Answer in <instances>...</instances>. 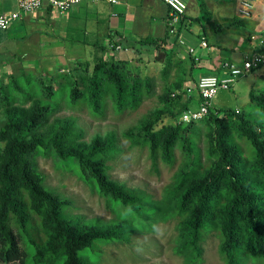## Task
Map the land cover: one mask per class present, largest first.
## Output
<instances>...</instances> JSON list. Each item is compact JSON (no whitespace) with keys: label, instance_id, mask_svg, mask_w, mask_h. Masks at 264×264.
<instances>
[{"label":"trees","instance_id":"trees-1","mask_svg":"<svg viewBox=\"0 0 264 264\" xmlns=\"http://www.w3.org/2000/svg\"><path fill=\"white\" fill-rule=\"evenodd\" d=\"M198 4L199 19L213 24L204 0ZM136 43L163 51L161 74L168 84L172 51L164 39L131 40L109 32L106 41L139 53ZM124 62L97 57L89 71L88 62L79 61L78 73L66 75L56 68L49 79L29 69L27 76L0 84V108L6 111L0 126V260L99 264L105 245L127 242L131 231H151L156 221L173 218L178 231L175 251L184 261L197 260L202 240L215 231L226 264H243L247 258L264 264V122L255 124L237 109L212 107L199 121L177 122L174 118L188 109V101L180 93L174 100L167 92L134 131L123 134L131 144L148 149L155 169L159 159L174 162L176 147L182 151V168L159 199L111 179L107 160L116 152L113 134L96 135L86 144L79 141L80 131L70 129L71 121L64 125L56 120L40 130L61 102L84 105L93 116L104 115L109 105L117 113L135 110L153 93V84L146 76L127 74ZM249 98L264 116V91L251 89ZM15 102L30 105L25 109ZM197 122L204 127V161L196 143ZM40 154L53 156L103 196L115 218L99 225L70 213L71 202L45 185L35 161Z\"/></svg>","mask_w":264,"mask_h":264},{"label":"rangeland","instance_id":"rangeland-1","mask_svg":"<svg viewBox=\"0 0 264 264\" xmlns=\"http://www.w3.org/2000/svg\"><path fill=\"white\" fill-rule=\"evenodd\" d=\"M16 9L15 0H0V13ZM42 10L46 9L43 8ZM22 16L19 19H11L7 29L0 30V84H6L10 80L14 82L22 75L27 76L26 71L29 69L35 70L34 72L39 71V73L44 74L42 78L49 79L48 77L53 75L55 71H42V63L44 60L56 57L57 54L61 56L64 62L59 67V71L66 75L80 71V65L77 64L79 61L88 62V70L92 71L95 58L98 57L103 60L125 61L124 67L127 74L138 73L150 79L153 84V93L144 98L135 110L127 108L122 113H117L109 105L104 115L93 116L84 105L71 107L61 102L40 130H44L56 120H62L64 125L71 121L70 129L80 131L82 135L79 141L86 144L90 143L96 135L103 138L108 133L113 134L116 152L107 160V164L110 166L108 174L111 179L126 188L140 189L151 194L154 199H159L167 185L173 181L176 172L182 168L184 162L182 151L176 147L174 149V162L168 164L159 159L155 169L148 155V149L140 144H131V141L123 134L128 130L134 131L151 110L162 104L161 97L167 92L174 100L178 98L177 94L180 93L181 99L184 101L187 99L188 108H195L199 103L196 83L194 88H191L193 91L190 97L186 94V89H182V82L174 80L172 76L169 77L168 84H166L161 74V67L164 62L161 56L162 52L158 49L146 50L136 44V48L139 50L137 53L122 46L113 48L106 43L105 47H101V49L94 46L83 47L79 44H75L74 48L68 46V48L62 49V47H54L53 41H49V38L66 40L67 37H70L66 30L62 32L63 30L58 27L56 22L51 21L50 23L49 21L51 25L48 24L50 18H45L44 22L39 18H31L26 13H23ZM64 17L65 15H63ZM60 43L62 42L56 44ZM64 53L66 57L63 59ZM75 66L79 67L75 68ZM182 66L183 64L181 68ZM176 69L179 70L180 66ZM176 69L174 68L173 72H176ZM205 72L208 71L205 70ZM252 72L245 74L247 76H240L238 80L245 79L251 82L253 87H250L249 83L246 82L244 88H237L238 80H236V83L229 89L220 88L216 94L217 97L212 99V109H237L240 113L243 112L250 117L255 124L264 122V116L259 107L249 98V90L251 89L255 92L264 91V86H260L261 84L264 85V77H255L254 81L250 74ZM196 73L200 75L203 72L198 69ZM209 73L212 72L209 71ZM15 105L26 109L30 102L24 104L15 102ZM180 114L174 118L175 121L178 122ZM164 120H167V117H164ZM5 121L6 111L4 108H0V126ZM196 125L200 126L196 143L201 149V158L204 161L205 157L202 151L204 127L201 122H197ZM35 161L44 176L45 185L71 202L70 213L80 215L85 221L99 223V225L108 224L115 218L107 200L92 191L72 170L59 165L53 156L36 155ZM177 244L178 231L174 226L173 218L158 220L151 231L136 229L129 233L127 242H113L105 245L102 248L99 264H190L176 253ZM201 245V255L192 264H226L219 252V238L215 231L207 234ZM0 264L20 263L18 261L0 260ZM243 264L260 263L247 258Z\"/></svg>","mask_w":264,"mask_h":264},{"label":"crops","instance_id":"crops-1","mask_svg":"<svg viewBox=\"0 0 264 264\" xmlns=\"http://www.w3.org/2000/svg\"><path fill=\"white\" fill-rule=\"evenodd\" d=\"M183 1L186 3V10L175 22V32L172 34L169 33V8L163 0H118L115 4L104 0H82L66 12H62L63 14L50 8L26 14L34 19H42L44 22L45 18H50L48 24L51 21L56 22L63 30L62 32L66 30L70 36L66 40L49 38V41H53L54 47H62V49L68 46L74 48L75 44L89 47L98 42L106 43L109 32L131 40L164 39L165 48L172 51L170 57L173 66L168 73L167 81L172 76L174 80L182 82L184 90L194 88L199 76L196 73L198 69H201L203 73L210 71L219 74L222 72V62L232 61L240 64L245 55L252 53L253 47L248 42V36L253 32H264V0H256L253 15L249 18L237 16L238 0H204L213 24L199 19L201 11L198 0ZM63 15H65L64 18ZM202 37L206 40L205 47L199 46ZM190 47L196 48L194 54L189 52ZM160 52H162L164 64L166 58L163 51L160 50ZM193 55L197 59H194ZM57 56L44 60V63L40 60L43 64L42 71L55 70L63 65L61 56L59 54ZM65 57L64 53L63 59ZM178 66H180L179 70L176 69ZM172 68H175L176 72H173ZM190 68H192L191 71H189ZM250 74L254 81L255 77H264V64ZM246 82L253 87L251 82L244 79L238 80L237 88H244ZM191 93L186 94L190 97Z\"/></svg>","mask_w":264,"mask_h":264},{"label":"built area","instance_id":"built-area-1","mask_svg":"<svg viewBox=\"0 0 264 264\" xmlns=\"http://www.w3.org/2000/svg\"><path fill=\"white\" fill-rule=\"evenodd\" d=\"M17 9L0 13V30H6L13 18H20L23 13H33L43 8H50L58 12H64L82 0H15ZM110 4L118 0H104ZM169 8V33L175 32V22L179 20L186 10L183 0H163ZM256 0H238L236 14L239 18H249L253 15ZM264 15V11H263ZM248 42L253 47L250 54L244 56L240 64L232 61L221 63L222 72L203 73L196 79V90L198 92V105L188 108L178 116V122H192L201 120L211 107L212 99L218 90L229 89L236 80L249 72L259 69L264 64V32H253L248 36ZM200 47L206 46L204 37L199 42ZM195 48L190 47L189 52L194 54ZM194 59H197L195 55ZM191 88H186V93H191ZM190 95V94H189ZM237 112V110H236Z\"/></svg>","mask_w":264,"mask_h":264}]
</instances>
